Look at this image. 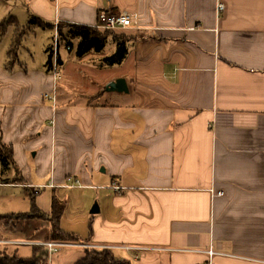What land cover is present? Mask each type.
Segmentation results:
<instances>
[{
	"label": "crops",
	"instance_id": "obj_1",
	"mask_svg": "<svg viewBox=\"0 0 264 264\" xmlns=\"http://www.w3.org/2000/svg\"><path fill=\"white\" fill-rule=\"evenodd\" d=\"M20 1L51 27H96L108 10L131 25L82 56L77 37L58 36L70 78L55 92L48 54L0 64V150L12 149L0 161V215L28 212L31 197L49 214L51 197L69 191L90 205L62 214L73 243L131 264H264V0ZM114 35L128 37L127 53L109 65ZM119 77L128 91H107ZM68 177L77 184L63 186ZM48 229L1 221L0 248L28 256L9 246L43 242ZM84 248L57 247L49 264H74Z\"/></svg>",
	"mask_w": 264,
	"mask_h": 264
},
{
	"label": "trees",
	"instance_id": "obj_2",
	"mask_svg": "<svg viewBox=\"0 0 264 264\" xmlns=\"http://www.w3.org/2000/svg\"><path fill=\"white\" fill-rule=\"evenodd\" d=\"M10 21L15 23V19L13 18ZM30 25H37L40 27L51 26L40 17L34 15L30 17L28 27ZM63 29L65 31H63ZM57 31L58 36L61 37V39H63L67 45H71V38H78L76 47L77 56H82L90 50H94L97 52L101 51L107 42L108 36L111 35V30H101L98 27L73 23H59L57 25ZM24 32V29L20 28L16 24V32L7 52V67L9 69H12L14 61L17 60L16 51L18 46L20 45V41ZM127 39L128 37L126 36L122 37L114 35L116 49L114 53L104 57L103 61L106 64L113 65L121 63L127 53ZM47 51V64L49 66L52 57L51 46H49ZM57 60L58 63L61 64L59 56L57 57ZM6 149V152L0 150V161L3 164V167H6L9 164L8 161L11 159L12 155L11 147H7ZM65 206V201L52 196L51 211L49 214H46L36 205L34 198L31 197V207L28 212L1 214L0 222L2 221L8 225L13 222H20L22 220H35L37 218L48 220L50 222L49 234L46 235L42 241L75 242L78 240V237L72 232L65 231L61 227V217L64 212ZM49 258L50 255L47 248L42 245H33L31 254L29 256H19L15 253L9 254L5 249L0 248V264H49ZM74 264H131V262L126 258L117 257L109 248L86 247L84 248V256L78 259Z\"/></svg>",
	"mask_w": 264,
	"mask_h": 264
},
{
	"label": "rangeland",
	"instance_id": "obj_3",
	"mask_svg": "<svg viewBox=\"0 0 264 264\" xmlns=\"http://www.w3.org/2000/svg\"><path fill=\"white\" fill-rule=\"evenodd\" d=\"M15 19V23L11 22V19ZM30 18H29V14L27 11V7H25L22 4V1L20 0H0V64L4 63L6 61V57H7V52L10 48V45L13 41L15 32H16V24L17 26H19L20 28L24 29V34L22 35L21 41H20V45L17 48V57L19 58V60L21 61H26L28 65L32 66V65H38L43 64L46 62L47 59V46L48 45H52V40L54 37V34H57V26L53 25V27L51 26H46L48 28H42L40 26L37 25H30L28 27V22H29ZM51 28V29H50ZM53 30V32H52ZM104 30V29H101ZM53 35V37H52ZM58 36V34H57ZM107 49H109V46H107L105 48V50L107 51ZM28 50L30 51V55L28 53ZM25 59V60H24ZM68 62V60H67ZM16 63V62H15ZM70 64V62H69ZM70 78L69 77V73L66 71H63L60 79H58L57 83L59 85H61V83H64L66 81V79ZM16 178V177H15ZM69 191H67V195L66 198L64 199L66 201V207H65V211L66 212V216H71L75 211H77V208H80V210H86V212H88L89 214V210H90V205L88 206V203H85L84 207L83 204L80 202L82 201V197L79 199V202H75L74 196L71 192V194L68 193ZM15 198H17V201H15V206L19 207V209H23L26 208V203L24 202L23 205V201L21 199V197H19L18 195L14 194ZM30 201V198H29ZM28 211L30 210L31 206V201L30 203H28ZM82 205V206H81ZM24 206V207H23ZM88 210V211H87ZM63 213V214H64ZM30 223H33V221H40L43 224H45V221L48 222L50 224L49 221L47 220H43V219H35V220H29ZM71 221L69 219H67L66 217L63 219V221H61V227L63 228L62 225L65 226L64 230H67V227L70 226L72 223H70ZM19 222H13V224H16ZM32 231V229H30ZM49 230L48 232L45 230H41L39 231L40 234L37 235V238H44L46 235L49 234ZM68 231V230H67ZM4 245L0 244V247H3ZM9 247L13 248V247H20L21 248V252L22 253H26L28 254V256L31 254V249L33 247L32 244H14V245H10ZM61 249H58L57 252H53L54 255L56 253H58ZM51 257V256H50ZM52 259V257H51ZM55 264V262H54Z\"/></svg>",
	"mask_w": 264,
	"mask_h": 264
},
{
	"label": "built area",
	"instance_id": "obj_4",
	"mask_svg": "<svg viewBox=\"0 0 264 264\" xmlns=\"http://www.w3.org/2000/svg\"><path fill=\"white\" fill-rule=\"evenodd\" d=\"M57 2V0H54ZM223 4L217 5V12L223 10ZM131 25V18L130 15L124 12H115V11H101L98 13V21L96 27L100 29H107V30H115V29H125ZM51 45L52 57L51 62L49 64V73L51 74L54 82L53 92L56 90V82L60 79L63 68L62 65L58 63V36L55 33ZM54 96V95H53ZM77 180H73L71 177L67 178L66 184L63 186H72L77 184ZM11 242V241H8ZM17 242V241H16ZM19 242V241H18ZM20 243L24 244H32V245H42L47 248L49 255H51L57 247L63 246H83L88 247V245L81 244V243H73V242H63V241H43V242H24L20 241ZM209 254L212 256L217 252L210 249L208 250Z\"/></svg>",
	"mask_w": 264,
	"mask_h": 264
},
{
	"label": "water",
	"instance_id": "obj_5",
	"mask_svg": "<svg viewBox=\"0 0 264 264\" xmlns=\"http://www.w3.org/2000/svg\"><path fill=\"white\" fill-rule=\"evenodd\" d=\"M105 89L107 91H119V92H127V84L124 78H116L113 81H110L109 83H107V85L105 86ZM91 212L92 213H96L98 212V207L97 205H93L91 208Z\"/></svg>",
	"mask_w": 264,
	"mask_h": 264
}]
</instances>
